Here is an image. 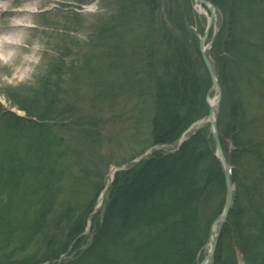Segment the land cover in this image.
<instances>
[{
  "label": "trees",
  "instance_id": "trees-1",
  "mask_svg": "<svg viewBox=\"0 0 264 264\" xmlns=\"http://www.w3.org/2000/svg\"><path fill=\"white\" fill-rule=\"evenodd\" d=\"M117 1L118 9L105 21L103 32L110 34L109 46L116 52L128 35H139L138 53L145 62L134 75H142L138 83L145 91L150 86L153 97L150 144L144 149L154 144L172 148L209 110L206 95L212 82L191 28L196 16L184 0ZM212 1L222 18L212 47L224 92L220 133L235 166L237 188L213 264H239L236 247L245 264H264V152L249 134L254 117L247 113L238 77L246 71L264 84L259 59L264 57V0ZM77 22L75 18L72 23ZM204 24H198L200 31ZM57 49L43 83L30 93L13 94L30 119L0 118V264L57 263L69 251L64 247L66 235L78 239L60 264H198L226 200L225 178L209 127L191 135L174 153L153 148L141 162L118 171L104 199L102 217L97 214L91 236L83 234L95 200L80 207L60 202L65 188L58 183L70 181L74 166L65 159L71 143L66 129L74 131L77 140L81 134L85 140L94 133L92 124L86 129L83 120L78 128L69 123L83 119L82 114L75 119L72 112L58 109L53 87L65 73L63 60L70 52ZM53 76L57 79L52 86L47 78ZM227 141L234 147L228 149ZM73 154L78 158L77 152ZM249 161L255 166L251 178L248 170L242 173ZM254 206L260 214L257 209L253 217L260 221L249 222L257 230L249 233L243 215ZM53 217L58 219L54 232L45 230Z\"/></svg>",
  "mask_w": 264,
  "mask_h": 264
},
{
  "label": "rangeland",
  "instance_id": "rangeland-1",
  "mask_svg": "<svg viewBox=\"0 0 264 264\" xmlns=\"http://www.w3.org/2000/svg\"><path fill=\"white\" fill-rule=\"evenodd\" d=\"M184 1L196 15L197 20L193 23V29L197 31L198 24L204 23L206 18L197 13L194 0ZM83 2L87 5L82 8ZM117 2V0H55L49 6L41 7L30 14L31 26L27 33V45L38 50L34 58L39 64L32 75H19L16 73V64L0 62V102L9 112L23 115L25 112L12 103L15 102L13 94L22 90H29L30 93L38 84L43 83L51 71L52 59L59 52L57 48H69L65 49L70 53H67L68 57L63 60L66 67L61 77L63 81L60 83L62 79H59L57 83L59 85L53 87L56 92L55 99L58 102V109L72 112L75 114L73 118H79V114L83 115V119L70 120L69 123H73L74 128H78L79 125L76 124L83 120L86 129L90 130L92 124L94 133V137L85 140L81 134L77 140L73 137L74 131L68 132L70 129H66V140L71 143L65 159L74 163V166L71 168L73 172H68L70 181L66 179L58 183L65 188L60 196L62 198L60 202L72 203L78 207L87 201H94L96 196L99 198L101 191L108 184L112 167L131 166L134 164L132 159L142 154L146 150L144 147L150 144L153 112L151 88L149 86L150 90L145 91L144 86L138 83L142 75H139L140 77L134 75L145 62L142 54L138 53L141 52L137 40L139 35L138 33L128 35V41L122 42V47L116 52L113 46H109L110 34L103 32L105 21L111 19L118 9ZM18 4L19 1L15 3ZM6 16L10 18V14ZM6 16L0 15V21L4 23ZM75 18L78 22L72 23ZM217 18L218 23H222L219 14ZM116 40L119 39L116 37ZM206 40L207 43L210 42V36ZM60 53L63 54L64 49ZM259 59L264 65V57L260 55ZM238 77L247 113L254 117L250 121L249 134L261 144L264 152V84L248 76L246 71L240 72ZM47 79L52 85L57 78L53 76ZM5 91L12 96L11 102ZM47 91L51 89L47 88ZM214 94L210 96L214 98ZM75 152L78 153V158L73 154ZM246 167L242 173L246 174L248 170V176L254 177L253 162H247ZM107 191L108 189L105 193ZM107 194L104 197H107ZM255 206L254 211L246 210L243 215L249 233L257 232L256 227H251L249 222L260 221L253 217L257 209L260 214L259 208ZM97 207L100 209L98 214L102 217L105 204L102 202L100 206L98 202ZM214 221L211 226L218 223L217 219ZM44 229L53 231L52 226Z\"/></svg>",
  "mask_w": 264,
  "mask_h": 264
},
{
  "label": "bare ground",
  "instance_id": "bare-ground-1",
  "mask_svg": "<svg viewBox=\"0 0 264 264\" xmlns=\"http://www.w3.org/2000/svg\"><path fill=\"white\" fill-rule=\"evenodd\" d=\"M18 1L19 6L15 5ZM54 1L55 0H0V13L3 15L5 14V16L10 14V18L6 16L4 23L0 24V62L7 61L8 63L11 62L16 64V73L19 75H32L39 64L34 58L38 52L37 48L27 45V33L31 26L29 25L31 18L30 14L41 7L49 6ZM196 8L199 13L202 12L207 14V9L200 3H196ZM209 99L210 103L214 104L215 98L210 97ZM65 219L66 218L62 219L61 223L64 224ZM75 219L76 216H74L72 220ZM96 219L97 215H91L87 223L90 222L91 225H94L95 221H97ZM64 230L66 234H68L70 229L66 226ZM213 231L217 232L216 226H214ZM65 237L67 240H65L64 247H67L69 251L67 254H61L57 262H61V260H63L62 258L69 256L68 254H70L73 249L72 246L78 239L69 235L64 236V238ZM82 247H85V245Z\"/></svg>",
  "mask_w": 264,
  "mask_h": 264
},
{
  "label": "water",
  "instance_id": "water-1",
  "mask_svg": "<svg viewBox=\"0 0 264 264\" xmlns=\"http://www.w3.org/2000/svg\"><path fill=\"white\" fill-rule=\"evenodd\" d=\"M199 2H201L202 5H205L209 11H210V21H209V25H208V30L205 32V34L201 37V41H200V50H202V57H203V61H205V64H206V68H207V71L210 73V76H211V79H212V82L214 83V86L213 88L210 90V92L212 90H216L218 92V97H217V101L215 102V104H210V109H209V115L208 117H206L204 120L202 121H199L197 122V125L199 127H201L203 124H205V122H209V125H211V133L212 135L214 136V141H215V144L217 146V153H216V156L218 157L219 159V162H220V165L223 169V176L225 178V186L227 188V195H226V204H225V207H224V211L223 213L220 215V217L217 219V221L219 222V225L217 226V230L219 231L222 224L226 221L225 219L227 218L229 212H230V207L232 206L233 202H234V191H235V188H234V184H233V181H232V177L230 176V169L229 167L227 166V163H226V157L224 156V152H223V147L221 146V140H220V135H219V132H218V125H217V120H216V116H215V112L217 111V108H218V105H219V101L221 99V96H222V92H221V86H220V83L218 82V79L216 78V71H214L213 69V66L211 64V61H209V48L211 46V44L207 47H205V39L206 37L208 36L210 30H211V26L214 24V22L216 21V7L215 5L211 2V0H198ZM192 128V127H191ZM186 139V137H184L183 139H181L179 145H181L184 140ZM148 153L145 152L142 154V156H140L137 161L141 160L146 154ZM211 237H210V241L212 242V246H211V250L207 256V259L206 260H211V258L213 257L214 255V250H215V247L217 245V235L216 233L213 231V229L211 230ZM201 264H204V263H201Z\"/></svg>",
  "mask_w": 264,
  "mask_h": 264
}]
</instances>
